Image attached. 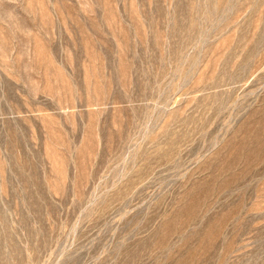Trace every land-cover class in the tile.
Returning <instances> with one entry per match:
<instances>
[{"label": "rangeland", "instance_id": "374dc122", "mask_svg": "<svg viewBox=\"0 0 264 264\" xmlns=\"http://www.w3.org/2000/svg\"><path fill=\"white\" fill-rule=\"evenodd\" d=\"M0 264H264V0H0Z\"/></svg>", "mask_w": 264, "mask_h": 264}]
</instances>
